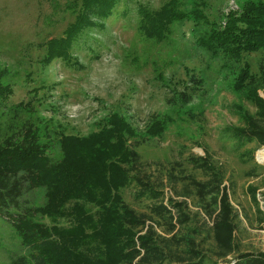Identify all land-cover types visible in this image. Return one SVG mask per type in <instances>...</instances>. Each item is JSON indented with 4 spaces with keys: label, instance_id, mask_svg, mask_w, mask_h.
<instances>
[{
    "label": "rangeland",
    "instance_id": "374dc122",
    "mask_svg": "<svg viewBox=\"0 0 264 264\" xmlns=\"http://www.w3.org/2000/svg\"><path fill=\"white\" fill-rule=\"evenodd\" d=\"M164 1L121 0L110 16L98 20L100 25L72 42L69 59L46 60V41L63 35L81 0H0V69L13 87L0 108V127L30 119L53 138L61 131L86 134L110 112L122 113L143 135L131 145L164 201L169 196L185 200L193 217H209L188 178L205 176L190 157L207 155L223 171L236 211L239 250L264 251V145L240 141L230 129L243 124L241 112L255 111L244 92L232 87L239 64L197 44L196 37L209 28L204 21L183 18L171 24L164 39L144 36L138 8H157ZM199 2L209 21L221 22L244 0H183V6ZM260 56L253 51L242 60L256 71ZM254 90L264 98V84ZM155 118L170 119L160 134L144 133ZM138 188L135 183L124 187L123 198L146 213L152 200L139 195ZM43 200L41 188L24 196L31 206ZM19 254L29 249L0 214V264ZM214 258L208 255L204 264H213Z\"/></svg>",
    "mask_w": 264,
    "mask_h": 264
},
{
    "label": "trees",
    "instance_id": "16d2710c",
    "mask_svg": "<svg viewBox=\"0 0 264 264\" xmlns=\"http://www.w3.org/2000/svg\"><path fill=\"white\" fill-rule=\"evenodd\" d=\"M120 1L81 0L63 35L46 41V60L69 59L72 42L85 29L100 25L98 20L110 16ZM201 2L190 8L183 0H165L152 9L141 5L138 29L161 40L176 20L208 23L197 44L210 55L238 62L232 87L255 106L252 113L241 112L242 125L230 129L240 141L264 145V98L254 90L264 84V0H244L221 22L209 21ZM253 51L261 53L256 71L242 60ZM5 75L0 69V108L13 93ZM169 119H153L144 133L160 134ZM100 122L86 134L61 131L53 138L30 119L0 127V214L29 249L8 264H204L208 255L215 257L213 264H264L263 250H239L236 211L223 171L207 155L190 157L205 176L188 178L209 220L193 217L185 200H163L131 145L143 135L122 113L112 111ZM174 181L170 175V184ZM132 183L139 195L151 198L148 212H137L124 200L122 189ZM34 188L43 190L44 200L31 206L24 196Z\"/></svg>",
    "mask_w": 264,
    "mask_h": 264
},
{
    "label": "bare ground",
    "instance_id": "6f19581e",
    "mask_svg": "<svg viewBox=\"0 0 264 264\" xmlns=\"http://www.w3.org/2000/svg\"><path fill=\"white\" fill-rule=\"evenodd\" d=\"M264 155V154H263Z\"/></svg>",
    "mask_w": 264,
    "mask_h": 264
}]
</instances>
